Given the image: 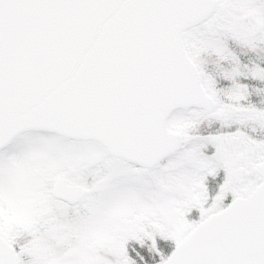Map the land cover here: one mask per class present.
<instances>
[{
	"label": "snow or ice",
	"instance_id": "1",
	"mask_svg": "<svg viewBox=\"0 0 264 264\" xmlns=\"http://www.w3.org/2000/svg\"><path fill=\"white\" fill-rule=\"evenodd\" d=\"M0 264H264V0H0Z\"/></svg>",
	"mask_w": 264,
	"mask_h": 264
}]
</instances>
